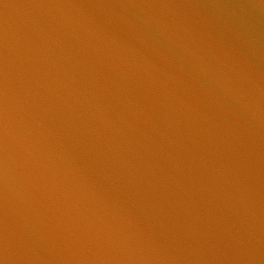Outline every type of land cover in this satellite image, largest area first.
<instances>
[{"label":"water","instance_id":"obj_1","mask_svg":"<svg viewBox=\"0 0 264 264\" xmlns=\"http://www.w3.org/2000/svg\"><path fill=\"white\" fill-rule=\"evenodd\" d=\"M5 131L10 146L17 134L24 138L33 163L20 175L0 160V264H134L57 117L0 28V151Z\"/></svg>","mask_w":264,"mask_h":264},{"label":"clouds","instance_id":"obj_2","mask_svg":"<svg viewBox=\"0 0 264 264\" xmlns=\"http://www.w3.org/2000/svg\"><path fill=\"white\" fill-rule=\"evenodd\" d=\"M8 135L5 131V140L3 143L4 151H0V160L7 166L13 168L18 174L23 175V169L28 168L33 163L32 153L29 151L27 142L17 134L16 139L12 141L11 146L8 143ZM13 152L15 159H9L7 152ZM70 223V222H69Z\"/></svg>","mask_w":264,"mask_h":264}]
</instances>
